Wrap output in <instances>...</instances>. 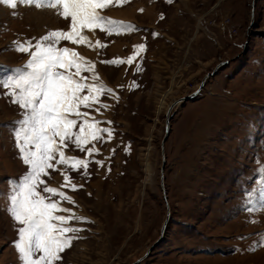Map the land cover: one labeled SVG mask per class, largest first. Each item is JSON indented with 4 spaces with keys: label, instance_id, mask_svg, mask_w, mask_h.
<instances>
[{
    "label": "rangeland",
    "instance_id": "374dc122",
    "mask_svg": "<svg viewBox=\"0 0 264 264\" xmlns=\"http://www.w3.org/2000/svg\"><path fill=\"white\" fill-rule=\"evenodd\" d=\"M252 1L128 0L102 15L134 31L86 30L91 47L60 43L94 62L100 82L118 96L100 97L108 108H81L113 130L111 140L104 133L93 142L98 153L88 157L71 142L64 149L90 161L87 175L58 165L43 178L60 188L64 172L82 185L62 189L75 200L62 206L87 218L72 222L83 231L62 264H264V0ZM68 27L51 8L0 5V82L29 59L14 42ZM138 44L145 50L131 65L102 63L126 59ZM213 70L196 97L169 112L163 190L167 110ZM82 75L90 81V73ZM6 91L0 83V264H21L13 246L18 225L7 208L28 170L13 135L23 110Z\"/></svg>",
    "mask_w": 264,
    "mask_h": 264
},
{
    "label": "snow or ice",
    "instance_id": "6c2138e0",
    "mask_svg": "<svg viewBox=\"0 0 264 264\" xmlns=\"http://www.w3.org/2000/svg\"><path fill=\"white\" fill-rule=\"evenodd\" d=\"M127 2L0 0V5L12 10L18 5L35 6L37 9L51 8L59 17L69 21L67 30H48L39 38L14 42L15 50L27 53L29 59L24 65V71L17 70L18 75L0 82L7 90L5 95L11 97V102L23 110V117L16 122L18 127L13 135L19 159L28 170L19 179V183L12 186L7 208L18 225V238L13 246L21 264H62V254L72 247L73 242L80 238L77 234L83 231L82 228L72 226V222H87L86 217L78 216L71 208L62 206L64 201L75 206L73 197L62 189L69 187L76 191L82 185L73 183L64 172H61L64 184L60 188L49 186L43 179L49 176V170L59 171L58 165L70 166L73 170L82 168L87 175L90 161L66 155L64 149L68 142L91 157L99 151L93 142L101 140L104 133L108 140L113 137L111 128H100V122L90 118L89 112L81 111V108L92 109L97 104L101 108H108L109 105L100 102V97L110 94L118 100V96L113 89L100 82L94 62L73 48L59 45L62 41H68L73 45L91 47L86 30L94 32L99 29L109 35L134 31L133 25L102 15L103 10L110 6ZM168 2L171 3V0ZM96 47L103 49L105 44L97 40ZM144 50L145 45L138 44L134 46L133 55L126 59L116 58L102 63L131 65ZM136 68L139 71L140 65L137 64ZM84 72L91 74L90 81L82 75ZM135 86L133 82L131 87ZM95 110L99 111V108ZM77 128L78 131H74ZM95 163L103 166L104 161L98 160Z\"/></svg>",
    "mask_w": 264,
    "mask_h": 264
},
{
    "label": "water",
    "instance_id": "95a60500",
    "mask_svg": "<svg viewBox=\"0 0 264 264\" xmlns=\"http://www.w3.org/2000/svg\"><path fill=\"white\" fill-rule=\"evenodd\" d=\"M254 0L252 1V4H253ZM251 23H252V20H251ZM215 70H213L211 73L209 74H206L205 77L203 78V80L201 81L200 85L198 86V88L196 90H194L193 92L189 93V94H186L180 98H178L177 100H175L168 108L167 110V116H166V123H165V133H164V136L161 140V149H162V158H163V161H162V167H161V175H160V182H161V186H162V189L164 190V185H163V167H164V152H163V147H164V143H165V140L167 138V135H168V131H169V120H170V117L171 115H169V112L171 110V108L174 106V105H177L179 103H182V102H186L188 100H192L194 97H196V95L198 94V92L200 91V89L202 88L203 86V83H204V80L211 74H213ZM169 219V210H168V206H167V213H166V218H165V221L163 222V225H162V228H161V234L163 233L164 231V228H165V224L167 222V220ZM160 238L157 239L150 247L149 249L146 251V253L143 255V256H146L150 250H152L156 244L159 242ZM140 260V259H139ZM137 260V261H139Z\"/></svg>",
    "mask_w": 264,
    "mask_h": 264
},
{
    "label": "bare ground",
    "instance_id": "6f19581e",
    "mask_svg": "<svg viewBox=\"0 0 264 264\" xmlns=\"http://www.w3.org/2000/svg\"><path fill=\"white\" fill-rule=\"evenodd\" d=\"M124 16H125V15H124ZM174 106H175V105H174ZM174 106H173V107H174Z\"/></svg>",
    "mask_w": 264,
    "mask_h": 264
}]
</instances>
